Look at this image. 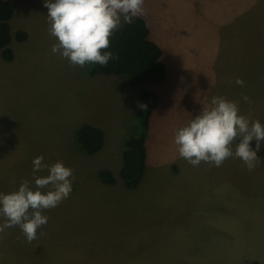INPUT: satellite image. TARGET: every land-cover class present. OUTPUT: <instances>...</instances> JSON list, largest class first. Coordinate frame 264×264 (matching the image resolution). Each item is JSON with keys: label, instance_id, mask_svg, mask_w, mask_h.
<instances>
[{"label": "rangeland", "instance_id": "1", "mask_svg": "<svg viewBox=\"0 0 264 264\" xmlns=\"http://www.w3.org/2000/svg\"><path fill=\"white\" fill-rule=\"evenodd\" d=\"M7 1L15 8L13 37L21 30L28 40L11 44L13 62L0 53V193L24 179L35 187L32 162L41 155L73 176L70 195L42 213L48 222L35 240L26 242L18 226L0 233V264H264V142L252 171L235 155L220 167H194L174 143L216 96L264 125V0H145V14L133 21L145 20L151 39L163 41L171 66L164 82L142 87L154 94L147 100L120 88V78L101 84L105 76H91L89 64L72 66L53 53L45 0ZM145 121L148 156L179 163L158 174L149 164L130 190L120 177L123 155ZM85 124L105 132L103 152L76 147ZM103 169L116 185L98 178Z\"/></svg>", "mask_w": 264, "mask_h": 264}, {"label": "clouds", "instance_id": "2", "mask_svg": "<svg viewBox=\"0 0 264 264\" xmlns=\"http://www.w3.org/2000/svg\"><path fill=\"white\" fill-rule=\"evenodd\" d=\"M144 5L145 0H45L49 32L57 38L52 52L68 59L72 66H107L113 53L102 50L110 47L109 38L122 21L132 23L134 18L144 15ZM235 83L244 85L240 78ZM243 99L249 101L247 96ZM138 106L147 108L144 104ZM253 140L256 141L255 149L250 146ZM262 142L264 125L259 120L240 115L238 102L221 96L213 97L210 106L203 107L202 112L178 129L174 137L179 156L194 167L201 162L220 167L235 155L249 171L261 161L257 153ZM32 163L35 187L24 179L18 190L0 193V216L4 218L0 233L18 226L28 243L37 238V230L48 222V217L42 213L58 206L70 195V177L73 176V170L61 161L49 165L44 163L41 155ZM45 169L47 176L35 175Z\"/></svg>", "mask_w": 264, "mask_h": 264}, {"label": "trees", "instance_id": "3", "mask_svg": "<svg viewBox=\"0 0 264 264\" xmlns=\"http://www.w3.org/2000/svg\"><path fill=\"white\" fill-rule=\"evenodd\" d=\"M14 15V6L6 0H0V53L6 62L15 60V53L11 48L14 39L21 43L28 40V34L24 31L13 37L11 21ZM109 39L110 47L102 51H111L113 58L109 60L107 66L89 64L87 69L89 74L117 76L122 80L120 88L139 90V97L143 100L154 97L153 93L142 90V87L164 82L167 78V68L161 59V48L151 40L146 21L136 19L132 23H127ZM143 124L145 131L126 142L127 150L123 155L124 165L120 177L130 190H135L141 185L146 172L148 122L145 121ZM74 137L76 147L90 156L100 153L105 147V132L88 124L82 125ZM98 178L106 185L117 184L115 175L109 170H100Z\"/></svg>", "mask_w": 264, "mask_h": 264}, {"label": "crops", "instance_id": "4", "mask_svg": "<svg viewBox=\"0 0 264 264\" xmlns=\"http://www.w3.org/2000/svg\"><path fill=\"white\" fill-rule=\"evenodd\" d=\"M7 1V0H6ZM12 4V3H11ZM13 5V4H12ZM14 10H15V8H14ZM16 30H18V29H22L21 28V26H17L16 28H15ZM23 30V29H22ZM21 31V30H20ZM19 31V32H20ZM25 32V31H24ZM17 33H18V31H17ZM163 33V32H162ZM12 34H13V27H12ZM164 37H165V35H164ZM14 40H16V39H14ZM152 41H153V39H151ZM27 42V41H26ZM163 41H159V44H157L160 48H161V50H162V62L165 64V66H166V68H167V77H168V75H169V71H170V69H171V66H170V64H169V66H167V61L168 60H165L164 59V48H163V43H162ZM13 43H14V41H13ZM12 43V44H13ZM168 68H169V71H168ZM172 70H173V67H172ZM101 76V75H100ZM103 76H112V77H115V78H118L117 76H114V75H103ZM102 78L100 81H101V84H103V83H107L108 84V81H110V80H108V77H106V78ZM111 79V81H110V83L112 82V80H113V78H110ZM125 88H127V90H130V91H132V90H134V89H130V88H128V87H125ZM117 102V101H116ZM118 103V102H117ZM117 109V108H116ZM78 131V130H77ZM106 136V135H105ZM106 139H105V147H104V149H103V151L105 150V148H106ZM146 146H147V141H146ZM102 151V152H103ZM172 163H175V164H177L178 165V163L176 162V161H174V160H169V162L168 161H165L164 163H162V162H160V161H155V159H153V157L152 156H150V154H149V156H148V147H147V162H146V172H145V174H147L146 176H148V172H149V168H150V166H149V164H152V171H156V173L158 174L159 172H158V168H160V167H163V166H166V168L168 169V167L169 166H171L170 164H172ZM169 170V169H168ZM180 174V173H179ZM178 174V175H179ZM155 176H156V174H154ZM177 175V176H178ZM176 177V176H175ZM145 178V177H144Z\"/></svg>", "mask_w": 264, "mask_h": 264}]
</instances>
